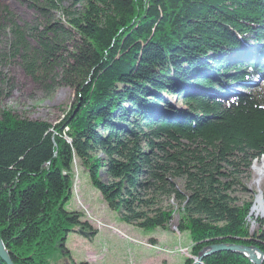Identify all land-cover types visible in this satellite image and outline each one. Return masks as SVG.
<instances>
[{"label":"trees","instance_id":"16d2710c","mask_svg":"<svg viewBox=\"0 0 264 264\" xmlns=\"http://www.w3.org/2000/svg\"><path fill=\"white\" fill-rule=\"evenodd\" d=\"M33 8L36 26L0 12L10 17L13 56L46 93L69 88L76 102L55 126L1 113L0 238L14 264H60L68 234L98 233L65 208L75 161L124 224L167 230L175 212L157 199L173 198L193 257L225 243L264 252V221L251 235L252 204L235 196L264 156V90L253 84L264 77V0H33ZM203 264L252 263L222 252Z\"/></svg>","mask_w":264,"mask_h":264},{"label":"rangeland","instance_id":"374dc122","mask_svg":"<svg viewBox=\"0 0 264 264\" xmlns=\"http://www.w3.org/2000/svg\"><path fill=\"white\" fill-rule=\"evenodd\" d=\"M4 8L22 27L41 23L33 8V0H0V12ZM9 18L0 17V116L6 111L22 119L45 121L55 126L72 109L76 93L69 88H60L48 94L45 88L34 83L23 72L19 60L13 56L14 50L10 48L11 37L4 29ZM253 84L257 89L264 90V77ZM230 91L246 94L250 90H239L234 86L230 87ZM162 97L172 106L183 104L174 95L167 96L164 93ZM169 109L166 107V112ZM262 161L264 156L253 162L246 175L248 178L241 181L242 187L235 194L240 204H252L246 223L251 235L259 231V221H264V174L260 175L256 170ZM73 175L72 198L65 208L70 212L83 213L84 221H89L94 229L98 228V233L92 238L80 231L68 234L65 247L70 257L61 259L60 264H185L187 258H193L191 250L194 243L190 234H181L177 230L180 205L173 198L157 199L160 203L156 208L175 212L169 228L145 231L122 222L120 212L106 205L100 192L91 185L88 173L77 161L74 162ZM256 180H260V183L257 184ZM177 185L181 190L182 182H177ZM243 187L248 190L247 193L241 192Z\"/></svg>","mask_w":264,"mask_h":264},{"label":"water","instance_id":"95a60500","mask_svg":"<svg viewBox=\"0 0 264 264\" xmlns=\"http://www.w3.org/2000/svg\"><path fill=\"white\" fill-rule=\"evenodd\" d=\"M82 232V231H81ZM87 237L90 233L82 232ZM222 252L236 253L245 257L252 264H264V252L256 246H245L237 244H212L204 247L198 254L197 257H193V264H203L204 260ZM62 255L66 256V251H61ZM191 258V257H190ZM0 259L5 264H14L11 259L10 253L0 238ZM67 261V260H66ZM68 264H70L68 262Z\"/></svg>","mask_w":264,"mask_h":264},{"label":"bare ground","instance_id":"6f19581e","mask_svg":"<svg viewBox=\"0 0 264 264\" xmlns=\"http://www.w3.org/2000/svg\"><path fill=\"white\" fill-rule=\"evenodd\" d=\"M255 169H256V168H255ZM255 169H254V170H255ZM256 170L260 173V175H263V174H264V161L261 162L260 167L257 168ZM256 181H257V180H256ZM258 183H260V180L257 181V184H258ZM256 186H257V185H256Z\"/></svg>","mask_w":264,"mask_h":264},{"label":"crops","instance_id":"0c3cea01","mask_svg":"<svg viewBox=\"0 0 264 264\" xmlns=\"http://www.w3.org/2000/svg\"><path fill=\"white\" fill-rule=\"evenodd\" d=\"M97 229H98V228H97ZM97 229H96V230H97ZM124 237H125V236H124ZM153 244H154V243H153Z\"/></svg>","mask_w":264,"mask_h":264}]
</instances>
